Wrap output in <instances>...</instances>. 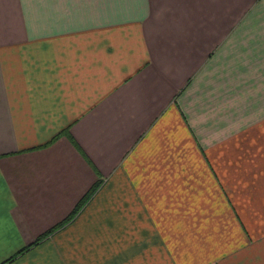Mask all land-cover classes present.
Instances as JSON below:
<instances>
[{"label": "crops", "instance_id": "obj_1", "mask_svg": "<svg viewBox=\"0 0 264 264\" xmlns=\"http://www.w3.org/2000/svg\"><path fill=\"white\" fill-rule=\"evenodd\" d=\"M0 264H264V0H0Z\"/></svg>", "mask_w": 264, "mask_h": 264}, {"label": "trees", "instance_id": "obj_2", "mask_svg": "<svg viewBox=\"0 0 264 264\" xmlns=\"http://www.w3.org/2000/svg\"><path fill=\"white\" fill-rule=\"evenodd\" d=\"M94 193V189L93 190H91L87 195H86V199L87 198H89V197H91L92 196V194ZM83 204H84V202H83ZM83 204L81 205V204H79L78 206H77V208H76V211H75V213H73V215L70 217V218H68L66 221H71L72 219H73V217L78 213V211L82 208V206H83ZM67 223V222H66ZM63 224V223H62ZM61 224V225H62ZM60 226V225H59ZM50 233H52V231H49V232H47V233H45L43 236H41L40 238H38L33 244H31L29 247H27L26 249H24L20 254H23V253H25L30 247H32V246H36L43 238H46Z\"/></svg>", "mask_w": 264, "mask_h": 264}]
</instances>
